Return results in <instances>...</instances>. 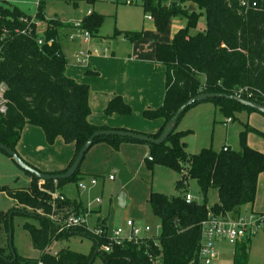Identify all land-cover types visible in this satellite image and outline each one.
Wrapping results in <instances>:
<instances>
[{
    "label": "trees",
    "instance_id": "1",
    "mask_svg": "<svg viewBox=\"0 0 264 264\" xmlns=\"http://www.w3.org/2000/svg\"><path fill=\"white\" fill-rule=\"evenodd\" d=\"M85 1L95 5L97 0ZM142 1L145 13L153 17L159 33L166 31L173 16L181 15L186 19V25L175 33L172 41L156 45V60L165 65L164 99L159 107L144 109L143 115L149 120L162 119L164 123L157 133H142L159 137L180 107L203 92L237 94L264 105V0H256L258 6L247 11L241 7L240 0H191L200 12L190 11L185 0L169 7L163 6L162 0ZM90 11L80 25L69 27L98 35L104 15L93 9ZM203 14L206 29L192 34L190 30L198 25ZM43 20L47 23L46 29L40 34L38 25ZM60 31L61 25L56 20L45 19L41 4L33 16L17 6L0 3V84L5 87L6 106L5 112H0V143L17 152L27 125L41 127L51 144L58 137L66 143H74L76 151L69 165L51 173L65 172L94 132L112 128L90 121V86L67 75L69 63L62 50ZM116 34H123L131 42L143 38L140 30H116ZM39 39L44 40L43 44H39ZM50 40L53 42L49 43ZM211 100L224 116L232 120L243 111H257L234 100ZM105 112L129 115L132 108L123 96L115 95ZM250 132L264 137V131L247 123L240 133L241 150L230 147L224 150L225 145L220 150L203 148L194 154L187 151L183 141L191 130L180 131L177 126L160 145L118 136L95 138L94 144L105 141L114 149H119L124 142L147 144L150 152L146 161L151 167L163 164L190 176L196 180L204 196L203 203L194 201L189 204L185 194L169 197L151 192L148 202L162 224L161 235L149 238L142 245L128 241L114 245L110 252L99 249L105 243L104 238L95 236L85 226L58 232L68 215L85 211L78 199L67 197L63 190L68 183L78 185L86 177L80 170L82 164L71 178L46 180L41 185L39 178L26 171L33 178L28 187L3 186L0 190L17 206L39 217V226L26 223L25 228L41 255L29 258L15 252L14 259L9 212L0 210V264H93L98 257L103 264H199L201 222L209 212L237 218L243 205L254 204L256 200L259 176L264 172V152L248 144ZM149 156L153 159L149 160ZM182 188L186 189V186L183 184ZM211 189L217 191L218 202L209 206L207 197ZM52 192L66 198L53 199ZM98 224L106 225L107 221L100 219ZM75 233L94 240L89 254L63 248L55 255L48 250L55 240H68ZM251 245V238L236 243L234 264L241 263L242 255L248 258Z\"/></svg>",
    "mask_w": 264,
    "mask_h": 264
},
{
    "label": "rangeland",
    "instance_id": "2",
    "mask_svg": "<svg viewBox=\"0 0 264 264\" xmlns=\"http://www.w3.org/2000/svg\"><path fill=\"white\" fill-rule=\"evenodd\" d=\"M162 1L163 6L168 7L175 2H181V0ZM0 3L17 6L33 16L36 15L38 6L41 4L45 19L47 21L56 20V23L61 25L60 42L69 63L68 69H71L70 72L67 71L69 74L67 75L72 74L73 76L70 77L90 86V120L93 123L112 127L108 121L121 118L145 124L150 131L148 133H155L161 129L164 123L162 119L149 120L143 115L146 105L143 104V101L147 95L152 102L147 105H153V107L159 106L164 98L165 65L156 60L154 49L152 57L147 54L137 63V66L147 69L149 76L146 78L139 76L141 80L136 79L138 86L145 82V86L143 85L137 93L145 92V94L130 103L131 114H107L102 99L105 91H108L106 86L117 84L119 78L120 82L123 79L129 81L133 78L132 68L135 64L132 65V63L141 59L133 55L134 59L130 60L131 47L134 42H131L123 34H116V30L143 31V42L148 46L147 51L151 48L149 45L152 43V36L147 34V30H154L155 25L154 21L151 22V19L147 18L149 14L145 13L142 0H133L131 4H128L127 0H97L95 5H90L85 0H0ZM184 3L188 8L193 5L191 0H185ZM90 8L104 15L99 34H90V40L86 39L84 32L76 31L73 34H68L66 31L70 28L69 25H80ZM196 11L200 12L201 10L196 9ZM46 24L44 20L39 22L38 31L40 34L44 33ZM172 25L178 30L186 25V19L181 15L173 16L163 33L164 35L161 36L165 38L167 33H171ZM206 25V16L203 14L198 25L190 32L195 34L204 31ZM82 52L90 54L88 61L84 63L79 62ZM113 52L117 64L115 69L118 70L119 75L110 74V70L114 66L109 59L103 57V55L110 57ZM147 53L150 54L149 51ZM135 97L137 96L135 95ZM0 100L2 99L0 98ZM247 123L264 131L260 127L264 124V114L258 111L249 113L243 111L237 115V119L228 122L227 117L219 111L216 103L209 99L188 108L180 118L177 130H191V133L183 138L189 153H198L203 148L210 147L220 150L225 145L239 151L241 150L240 133L244 130V124ZM22 136H25V150L31 153V157L37 155L45 160L55 161L71 155V152L76 148L74 143H66L62 137H58L52 144L49 143L43 129L39 126H25ZM248 144L264 152V137L259 134L250 132ZM126 147L121 144L119 149H114L105 141L97 142L87 152L80 168L81 173L86 176L83 182L88 184V188L80 190L75 182H70L65 186L66 193L71 198H81L86 207L92 204L93 212L87 222L89 230L96 229L100 218L107 221L109 233L117 227H122L127 233L126 220L133 219L149 225L152 227L151 234L160 236L162 224L159 218L152 213L148 202L151 192L163 193L169 197L190 193L196 202H204V196L196 180L163 164H155L151 167L141 153L126 149ZM17 153L28 162L19 149H17ZM110 175H113L114 178L110 179ZM93 176L98 180L95 185L89 183ZM31 183L26 170L18 165L12 156L0 150V188L3 186L26 188ZM39 184L41 185V183ZM183 184L186 189L182 188ZM122 191L127 194L126 208L115 205V199ZM98 198L101 199V203L96 201ZM207 198L209 206L218 202L217 191L211 189ZM253 205L256 207V211H259L256 213L264 214V174L259 179L256 201L254 204H248L249 208H252ZM0 210L9 212L12 229L11 243L14 251L24 257L39 258L41 252L33 246L31 235L25 228L26 223L39 226L41 223L39 217L26 212L21 206H17L16 202L1 190ZM104 240L106 244L109 243L107 238ZM251 241V250L247 253L248 258L246 259L242 255L240 264H264V230L259 231L251 238ZM93 244L94 240L90 236L75 233L68 240H55L50 244L48 250L54 253L63 248H70L76 252L89 254ZM216 247L219 252V264H234L236 244L218 241ZM93 264H103V261L98 257Z\"/></svg>",
    "mask_w": 264,
    "mask_h": 264
},
{
    "label": "built area",
    "instance_id": "3",
    "mask_svg": "<svg viewBox=\"0 0 264 264\" xmlns=\"http://www.w3.org/2000/svg\"><path fill=\"white\" fill-rule=\"evenodd\" d=\"M128 4L133 3V0H127ZM241 7L247 11L251 8H256L258 6L256 0H240ZM91 11L89 10V13ZM148 19H153L151 15H147ZM87 40H90V32L84 33ZM39 44H43L44 40L39 39ZM50 40L49 43H52ZM90 54L81 53L79 62L84 63L88 61ZM5 87L0 84V112H5V100L3 98ZM227 121H232V118H227ZM228 146H225L224 150H227ZM153 158L149 156V160ZM110 179L114 176L110 175ZM97 178L93 177L90 179L89 183L95 185L97 183ZM42 184L43 182L40 181ZM80 189L88 188V184L80 181L78 183ZM53 199L64 200L66 197L64 195L58 194L57 192H52ZM187 203H192L195 198L190 193H185L184 195ZM97 202L101 203V199H97ZM92 204L87 207V209L79 215H68L65 223L62 224L58 232H64L66 230L72 229L78 226L87 227V222L89 215L91 213ZM126 226L128 227V232L126 233L122 227L114 228L110 233L108 229V223L106 225L98 224L95 230L91 232L98 237H103L108 239L109 243H103L100 248L105 252H110L114 245H121L124 242H133L135 244L142 245L146 240L153 236L152 227L147 224L141 223L133 219L126 220ZM264 230V214L250 213L246 215H240L237 218L231 216L223 217L221 215L209 212L208 217L201 222V242H200V253H199V264H218L219 252L217 250L216 244L218 241H226L231 244H236L237 242L253 238L259 231ZM106 235V236H105ZM157 242V241H155ZM56 255L57 252H54Z\"/></svg>",
    "mask_w": 264,
    "mask_h": 264
},
{
    "label": "crops",
    "instance_id": "4",
    "mask_svg": "<svg viewBox=\"0 0 264 264\" xmlns=\"http://www.w3.org/2000/svg\"><path fill=\"white\" fill-rule=\"evenodd\" d=\"M191 2H192L193 5L189 8L190 11H196V9H199L198 6L193 1H191ZM90 10H92V9L90 8ZM151 22H153V20H151ZM129 30H131V29H129ZM178 30L172 25V27L170 28L171 33H167V36L165 38H164V36H161V35H164V34L163 33H159L155 28H154V30H151V29L150 30H147V34L149 33L152 36V43L149 45L151 48L148 50L151 55L149 53H147L148 52L147 51L148 46H146V44L143 42V38L140 41L134 42L132 44L131 53H130L131 54L130 55V60H133L134 59L133 55L136 58H141L140 60L133 61V63H132V65L135 64V66L132 68V70L134 71V73H132L133 78H131L129 81L128 80H125L124 81V79H123L122 82H120V78H119L118 81H117V84H115V85L111 84V86H106V88L108 89V91H105V93L103 94V98H102L103 99L104 106H107L108 102L115 95H121V96H123V98L125 99V101L127 103H129V104L130 103H133L136 98L141 97V96H144L145 92H139V93H137V91L138 90L140 91L142 89L141 87L143 85L145 86V82H144L143 85L138 86V82L136 81V79L139 80L140 79L139 76L146 78L149 75L147 73V69L143 68L142 66H140V67L137 66V63L139 61H141L142 59H144L147 56V54L150 57H152L153 56L152 55L153 54V49L156 50L157 43H159V42H161V43L162 42H166L167 43V42L172 41L175 33ZM76 31L77 30H75L74 28L70 27L68 29V31H66V32L68 34H73V32H76ZM122 31H125V30H122ZM66 32H64V33H66ZM103 57L109 59V61H111L110 63H112L113 66H114V67L111 68L110 74L111 75H114V74H118L119 75L118 70L115 69V66H117V64H116V62L114 60L115 59L114 52H113V54L110 55V57H109V55H103ZM155 58H156V56H155ZM77 67H79V66H77ZM67 71L68 72L71 71V69H68V66H67V69H66V73H67ZM136 72H139V73H136ZM70 76H73V75L71 74ZM164 91H165V77H164ZM135 95L137 97H135ZM147 98H148V95H147L146 99L143 101V104L144 105L146 104L145 105V109L148 108V107H151V106H152L151 108H157L160 105H162V103H163V101H162V103L159 106L153 107V105H147V103H152L149 100V98L148 99ZM89 102H90V100H89ZM157 102H159V101H157ZM89 119H90V117H89ZM108 122L112 126V128H123V129H128V130H133V131L146 132V133L150 132L147 129L148 127L145 124H143V123H136V122H133V121L130 122V121L126 120V119H121V118H114V119H112V120H110ZM260 127L264 129V124L263 125H260ZM157 132H155V133H157ZM24 137L25 136H22L21 141L17 145V149H19V151L22 154V156L25 159H27L28 162H30L31 164H33L34 166H36L37 168H39L40 170H42L44 172H56V171H61V170L65 169L69 165V163L71 162V160H72V158H73V156L75 154V151H76V148H74V150L71 152V155H67L66 157H63L60 160H55V161L45 160L43 157L37 156V155H34V157L33 156L31 157V153H29V151L25 150V142H24L25 140H24ZM249 140H250V138H249ZM122 145H126L127 146L126 149H130L131 151H138L139 153L142 154V156L145 157V160L147 158V155H149V152H150L149 146L147 144H144V143L124 142V143H122ZM33 158H35V159H33ZM262 174H264V172L260 174L259 179L261 178V175ZM82 175H84V174L82 173ZM29 178L32 181L33 178H32L31 175H29ZM81 181H83V180H81ZM258 184H259V180H258ZM65 188L66 187H64L63 190L66 193V189ZM78 188H79V186H78ZM80 190H82V189H80ZM257 191H258V187H257ZM66 195H67V193H66ZM67 197L71 198L69 195H67ZM72 199H78V198H72ZM78 200L83 205L84 210H86L87 207L83 204V202L81 201V198L78 199ZM127 202H128V199H127ZM253 206H252V208H249L248 204L243 205L241 207V214L242 215H246V214H250V213L259 212V211H256V209H255L256 207L255 206L253 207ZM92 212H93V210L91 211L90 215L92 214ZM99 220H100V218L98 219V221ZM218 261H219V259H218Z\"/></svg>",
    "mask_w": 264,
    "mask_h": 264
},
{
    "label": "water",
    "instance_id": "5",
    "mask_svg": "<svg viewBox=\"0 0 264 264\" xmlns=\"http://www.w3.org/2000/svg\"><path fill=\"white\" fill-rule=\"evenodd\" d=\"M214 98H225L229 100H234L244 106L251 107L261 113L264 114V105L247 100L243 98L240 95L237 94H227V93H221V92H203L200 93L193 98H191L188 102H186L184 105L180 107L178 112L175 114V116L166 124L164 127V130L162 134L159 137H153L150 135H147L142 132H136L133 130H124L119 128H109V129H101L94 132V134L84 143L82 148L80 149L77 157L75 158L72 165L63 173H47L42 172L40 170H37L36 168L32 167L30 164H28L14 149L7 146L4 143H0V149L4 150L7 154L12 156V158L20 165L24 170L34 174L37 178L40 179V181L44 182L46 180H59V179H69L71 178L79 169L80 165L82 164L86 153L89 151L91 146L94 144L95 138L97 137H108V136H118L123 138H132L139 141L149 142L156 145H160L166 141V139L169 137V135L174 131L175 127L178 124L179 119L181 116L186 112V110L191 107L193 104L214 99ZM116 206L120 208H125L127 206V194L125 191H122L115 199ZM12 229H10V245L11 249L13 251L14 259L16 258V253L12 247ZM97 253V252H96ZM95 253V255H96ZM93 256V259L95 257Z\"/></svg>",
    "mask_w": 264,
    "mask_h": 264
}]
</instances>
